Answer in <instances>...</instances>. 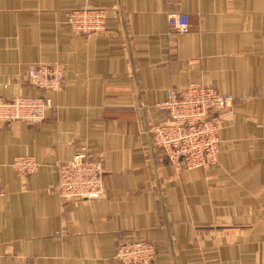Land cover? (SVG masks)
I'll return each mask as SVG.
<instances>
[{
  "label": "crops",
  "instance_id": "obj_1",
  "mask_svg": "<svg viewBox=\"0 0 264 264\" xmlns=\"http://www.w3.org/2000/svg\"><path fill=\"white\" fill-rule=\"evenodd\" d=\"M79 8L106 10L105 31L74 34ZM55 62L63 87L35 88L29 69ZM192 83L235 98L208 168L176 167L149 133ZM35 95L51 99L44 122L0 126V264H124L122 239L152 243L154 264H264V0H0V96ZM85 150L104 194L66 202L56 163ZM22 155L40 164L24 179Z\"/></svg>",
  "mask_w": 264,
  "mask_h": 264
},
{
  "label": "built area",
  "instance_id": "obj_2",
  "mask_svg": "<svg viewBox=\"0 0 264 264\" xmlns=\"http://www.w3.org/2000/svg\"><path fill=\"white\" fill-rule=\"evenodd\" d=\"M67 22L76 35L89 36L105 31L106 10L79 8L67 12ZM168 25L180 33L190 30V19L184 13H170ZM37 89L60 90L65 82V65L59 62L39 64L28 72ZM235 98L200 83L170 88L168 97L159 104L167 112L165 122L149 129L154 148L178 168H208L218 162L222 120L231 112ZM51 99L47 96H0V126L13 122L38 125L45 121ZM39 162L30 155L17 156L12 167L24 179L35 172ZM57 182L53 190L62 200L99 199L105 191L104 165L88 151H80L66 162H57ZM2 192L0 184V193ZM156 248L147 241L122 239L116 257L124 264H154Z\"/></svg>",
  "mask_w": 264,
  "mask_h": 264
},
{
  "label": "water",
  "instance_id": "obj_3",
  "mask_svg": "<svg viewBox=\"0 0 264 264\" xmlns=\"http://www.w3.org/2000/svg\"><path fill=\"white\" fill-rule=\"evenodd\" d=\"M66 202L71 201L70 199L65 200Z\"/></svg>",
  "mask_w": 264,
  "mask_h": 264
}]
</instances>
